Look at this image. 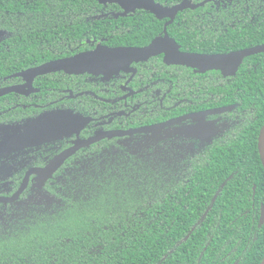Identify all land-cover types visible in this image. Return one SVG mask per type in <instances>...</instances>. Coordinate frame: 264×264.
I'll use <instances>...</instances> for the list:
<instances>
[{"label":"flooded vegetation","instance_id":"af4514ba","mask_svg":"<svg viewBox=\"0 0 264 264\" xmlns=\"http://www.w3.org/2000/svg\"><path fill=\"white\" fill-rule=\"evenodd\" d=\"M91 1L100 7L90 14L83 5L65 14L24 16L37 21L19 24L21 38L0 29L5 33L0 38L4 231L31 219L33 212L67 206L91 180L103 186L108 172L118 177L128 172L133 185L143 176L160 175L166 216L178 194L215 185L216 158L231 155L235 144L256 134L264 115V52L219 66L178 63L166 53L171 43L180 53L199 57L264 47V0H152L163 9L185 2L194 6L174 18L145 9L121 16L120 5ZM159 40V52L150 56L107 54L144 50ZM100 50L99 69L93 64L82 71H37ZM253 190L255 202L256 186ZM260 204L259 210L252 208L253 221L259 214V229ZM250 212L236 220L249 219Z\"/></svg>","mask_w":264,"mask_h":264},{"label":"trees","instance_id":"16d2710c","mask_svg":"<svg viewBox=\"0 0 264 264\" xmlns=\"http://www.w3.org/2000/svg\"><path fill=\"white\" fill-rule=\"evenodd\" d=\"M83 5L90 7L89 14L99 6L91 0H0V29L21 38L19 24L37 21L24 16L65 14ZM256 124V134L235 144L231 155L216 158L215 185L178 194L168 217L162 214L166 202L160 175L143 176L133 185L128 172L122 177L108 172L103 186L91 180L89 189L80 188L67 206L33 212L31 219L0 229V264H260L264 226L258 228V213L252 220V208L264 204L258 151L264 115ZM230 176L206 220L197 225ZM245 210L251 211L249 219L236 220Z\"/></svg>","mask_w":264,"mask_h":264},{"label":"water","instance_id":"95a60500","mask_svg":"<svg viewBox=\"0 0 264 264\" xmlns=\"http://www.w3.org/2000/svg\"><path fill=\"white\" fill-rule=\"evenodd\" d=\"M95 1L99 2L102 5H107V4H118V5H120L123 8V10L125 11V13L122 14L121 16H126L129 13L134 12L137 9H145V10H149L153 13H156L158 15H164V16H169L171 18H174V16L178 12L183 11L188 6L194 7L191 3H186V2L179 5V6L174 7L172 9H163L160 5H157L152 0H95ZM4 34H5L4 32H0V38ZM160 43H161V41L159 40L144 50H124V49L123 50L122 49L121 50H111V51H108L107 54L108 55H110V54L115 55V54H118L120 52H123L124 54L126 53V54H129L131 56H135V55H149L150 56V55L155 54L158 51V46ZM259 52H264V47L246 50V51H243V52H240V53H237L234 55H229V56L199 57V56H191V55H187V54H182L178 51V47L176 45L173 46L171 43V49L169 51H167L166 53H167V58L175 60V62H178V63L195 65V64L203 62L206 64L219 66L221 63L225 62L226 60L239 59V58H242V56L254 55V54H257ZM103 55H104V52L102 50H100V51L92 53V54H86V55L78 56V57H75L72 59L53 62V63H50L48 65L43 66L40 69H37V71H38V73L46 72L49 70H58V69L66 70V71H78V70L82 71V70L92 69L93 64L97 67V69H99V67H98L99 62L98 61ZM2 94H4V91H0V95H2ZM58 119H60L59 116H58ZM258 151H259L261 163H262V166L264 169V125L261 128L260 135H259ZM224 188H225V184L222 186L221 191ZM217 197H218V195H217ZM217 197L214 199L213 204L216 202ZM263 225H264V206L262 207V217L260 220V228H262ZM260 264H264V258Z\"/></svg>","mask_w":264,"mask_h":264}]
</instances>
